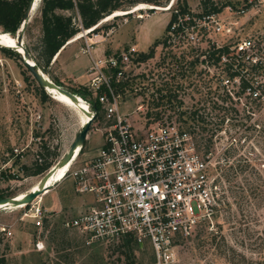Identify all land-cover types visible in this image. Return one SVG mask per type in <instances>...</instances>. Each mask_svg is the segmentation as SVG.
I'll use <instances>...</instances> for the list:
<instances>
[{
  "label": "rangeland",
  "instance_id": "1",
  "mask_svg": "<svg viewBox=\"0 0 264 264\" xmlns=\"http://www.w3.org/2000/svg\"><path fill=\"white\" fill-rule=\"evenodd\" d=\"M203 2L218 8L226 5L244 8L245 14L235 19L238 22L233 27L235 34L246 36L264 30V0H170L168 4L200 12ZM150 6L139 10L130 8L105 17L96 27L110 26L109 29L77 34L67 42L71 44L56 55L58 59L52 60L41 72L64 90L87 89L90 95L83 98L87 102L78 99L92 111L89 102L94 100V94L87 79L90 66L85 68L87 60L91 64V57L83 50L92 45L96 54L104 57L118 56L130 47L138 54L148 52L155 41L164 39L172 10L150 11ZM40 8L38 0L22 34L24 47L31 51L39 46ZM58 13L68 15V12ZM2 47L8 46L0 44ZM178 52L183 53L180 59L168 55V50L160 44L155 46L152 59L126 69L123 81L127 86L118 97L119 111L129 116L135 128L148 126L156 118L178 119L182 112L195 111L199 116L212 119L194 123L200 144L204 137L206 142L212 139L211 143L215 142L218 148L226 147L218 152L210 146L215 165L210 175L221 186L223 202L211 224L200 225L189 237L176 241L174 258L169 264H264V99L261 103L246 100L245 106L234 103L221 108L195 106L196 100L205 102L208 96L203 97L196 91V69L189 63L192 61L189 49L181 48ZM20 64L0 51V199L32 191L43 175L25 176L20 167L34 168L35 163H40L38 159H42L53 163L52 172L82 125L83 111L47 89H43L47 98L42 102L36 94L37 82L29 73L31 78L24 79ZM168 92L175 97L170 102L167 98L160 102V95ZM189 125L187 121L185 127ZM105 126L103 119L93 120L79 159H89L103 145ZM55 154L59 158H55ZM63 178L41 197L40 206L49 214L40 227L33 219L24 217L23 206L0 209V227L11 233L10 236L4 234L0 244L6 264L155 262L148 243L139 246L130 241L124 245L121 240L116 244L97 243L86 247L76 231L66 230L64 223L78 215L80 201L89 202L91 197L76 193L73 181L67 178L61 182ZM37 242L42 243V250L36 249Z\"/></svg>",
  "mask_w": 264,
  "mask_h": 264
},
{
  "label": "built area",
  "instance_id": "2",
  "mask_svg": "<svg viewBox=\"0 0 264 264\" xmlns=\"http://www.w3.org/2000/svg\"><path fill=\"white\" fill-rule=\"evenodd\" d=\"M169 5L165 7L172 9L170 18L174 19L160 45L179 59L183 53L178 50L189 49V63L196 69V91L208 96L205 102L196 100L194 105L221 108L233 103L245 106L246 100L261 103L264 30L246 36L234 33L235 19L244 15L245 9L226 5L219 12L188 8L182 12ZM83 52L91 57L89 89L98 99L106 126L103 145L89 159H79L78 155L62 180L71 179L76 193L94 199L91 207L66 221L64 228L76 231L86 247L116 244L131 237L139 246L150 245L153 264H169L176 241L189 237L200 225L211 224L223 202L221 186L210 175L215 166L210 146L218 152L226 147L218 148L204 137L200 144L194 123L212 119L195 111L182 112L178 119L156 118L148 126L135 128L129 116L119 111V94L111 87L110 71L114 70L116 82H124L126 69L141 64L136 61V49L97 58L92 57V45ZM103 87L106 91L98 94ZM91 113L95 117V111ZM187 121L191 125L185 127ZM41 197L22 207L24 217L33 219L37 227L49 214L40 206ZM0 232L11 235L4 227ZM35 247L42 250L43 245L37 242Z\"/></svg>",
  "mask_w": 264,
  "mask_h": 264
},
{
  "label": "trees",
  "instance_id": "3",
  "mask_svg": "<svg viewBox=\"0 0 264 264\" xmlns=\"http://www.w3.org/2000/svg\"><path fill=\"white\" fill-rule=\"evenodd\" d=\"M169 1L170 0H41V36L39 39V46L36 51H31L27 47L25 48L31 55V59L36 63L37 67L40 70L45 71L54 57L57 54L59 55L65 48L68 41L72 40L82 31L95 27L101 20L115 11L128 10L140 4L165 7ZM29 2L30 0H0L1 33L15 37L21 27L22 18ZM177 8L182 12L186 11L185 6L178 5ZM221 9L222 7L218 8L212 3L203 2L202 11L204 13L219 12ZM58 12H68V15ZM173 19L172 16L168 21L165 27V34L169 30ZM109 28L110 26H103L100 28L97 26L90 33H98L101 29L107 30ZM164 41L165 38L162 41H155L148 52L139 53L137 55L136 61L144 63L151 59L154 56V47ZM0 51H2L7 57L20 61L17 53L13 49L2 47L0 48ZM20 67L22 68L24 79L28 81L31 78L30 75H27L29 71L22 64H20ZM113 73L114 70H111V87L116 94H119L122 89L127 86V83L116 82ZM35 90L37 96H39L41 101L44 102L47 98L44 90L39 86L36 87ZM104 91H106L105 87H103L98 94H101ZM69 92L82 99L86 95H90V92L85 88L69 90ZM158 92H161V90H158ZM174 97L175 95L168 92L165 93V95H160V100L167 98L168 102H170ZM89 103L96 113L93 120H101L103 115L98 99L94 96V100ZM190 119L191 117L188 116V120ZM54 156L55 158H59V155L57 154ZM52 166V162L46 160L42 161L41 159L39 164L35 163L34 168L22 165L20 171L25 176H40L44 175ZM3 235L4 234L0 232V244ZM122 241L124 242V245L130 243V241L134 242L131 237H126L122 239ZM6 262L5 255L1 253L0 250V264H6ZM127 264H131V262L128 261Z\"/></svg>",
  "mask_w": 264,
  "mask_h": 264
},
{
  "label": "water",
  "instance_id": "4",
  "mask_svg": "<svg viewBox=\"0 0 264 264\" xmlns=\"http://www.w3.org/2000/svg\"><path fill=\"white\" fill-rule=\"evenodd\" d=\"M40 2H41V0H40ZM34 3H35V0H30V2L28 3L26 10H25V13H24L23 18H22L21 27L15 35V41H16V45H15L16 51L15 52L17 53L21 64L24 65V67L29 71V74L37 82L39 87H41L42 89H46L48 87L54 88V89L58 90L60 93L69 97L73 102L78 104V96L70 93L67 90L60 88L59 86H57L53 82H51L47 77H45V75L37 67L36 63L31 59V56L29 55L28 51L24 47L23 40H22V34L25 30L26 24L29 22V20L31 18V13L33 10ZM150 10H154V9H150ZM4 48H8V47H4ZM81 110L85 114H87V115L89 114L90 118L88 121H86V123L81 125L78 133L76 134L75 138L73 139V141L69 145L67 151L60 157L58 162L55 164L56 167L70 163L71 160L73 159L75 151L78 148L81 149V147L83 146V144L85 142L86 135H87L89 128L93 122L94 116L92 115L91 111H87L83 108H81ZM50 171H51V168L40 179L39 186H40L41 190H43L45 188L43 183L46 181ZM48 188L51 189V187H48ZM41 193H42V191H39V190L29 191V192L25 193V195L19 201L16 200L14 197L13 198H2V199H0V205L7 203V202L11 203L12 205H19V204L27 205L30 202H32L35 198L40 196Z\"/></svg>",
  "mask_w": 264,
  "mask_h": 264
},
{
  "label": "bare ground",
  "instance_id": "5",
  "mask_svg": "<svg viewBox=\"0 0 264 264\" xmlns=\"http://www.w3.org/2000/svg\"><path fill=\"white\" fill-rule=\"evenodd\" d=\"M37 2H38V0H35V3H34V5H33V10H34V8H35V6H36V4H37ZM173 2V1H172ZM145 6H147V5H145V4H140V5H137V6H135L134 8H133V10H135V9H140V8H144ZM169 6H171V4L169 5ZM150 8L151 9H159V10H163V11H168V9L170 8V7H164V8H161V7H155V6H150ZM33 10H32V12H33ZM119 12L120 11H115L114 13H112V14H119ZM32 14V13H31ZM96 27V26H95ZM95 27H93V28H91V29H89V30H86V31H92ZM73 40V39H72ZM72 40H70V41H72ZM0 44H2V45H4V46H8V47H11V48H13L14 49V51H16L15 49H16V41H15V37H9L8 35H6V34H4V33H1L0 32ZM46 77V76H45ZM47 89V91L49 92V93H51V94H54V95H57L59 98H61V99H63V100H65L67 103H69V104H71V105H73V106H75V107H77V108H79V109H81V108H83V109H85V110H87V111H90V108L86 105V104H84V103H82L79 99H78V104L77 103H75V102H73L69 97H67L66 95H64V94H62V93H60L58 90H56V89H54V88H46ZM82 115V119H81V123H82V125L84 124V123H86V121H88L89 120V118H90V115L88 114H85L84 112H83V114H81ZM80 115V116H81ZM79 153H80V148H78L76 151H75V154H74V156H73V159L71 160V162L70 163H68V164H66V165H62V166H55V168L52 170V172H50L49 174H48V177H47V179H46V181L43 183V185H44V189L43 190H41V188H40V186H39V183L34 187V189L32 190V191H36V190H39V191H42V193L40 194L41 196L42 195H46V194H48L49 193V188L48 187H51V185L52 184H54V183H56V182H59L65 175H66V173H67V171L69 170V168L71 167V165H72V163L77 159V157H78V155H79ZM25 194H21V195H17V196H15L14 198L16 199V200H21L22 199V197L24 196ZM20 206H23V205H21V204H19V205H12L11 203H4V204H1L0 205V209H5L6 207H8V208H18V207H20Z\"/></svg>",
  "mask_w": 264,
  "mask_h": 264
},
{
  "label": "crops",
  "instance_id": "6",
  "mask_svg": "<svg viewBox=\"0 0 264 264\" xmlns=\"http://www.w3.org/2000/svg\"><path fill=\"white\" fill-rule=\"evenodd\" d=\"M69 44H71V43H68L67 45H69ZM66 45V46H67ZM66 46H65V48H66ZM97 52L95 51L94 53H93V55H94V57L95 58H97V57H101V55H98V54H96ZM93 57V56H92ZM58 59V57H54V59L53 60H57ZM90 63V61L89 60H87V64L85 65V68H88L91 64H89ZM90 76V75H89ZM88 75H87V79L88 78H90ZM82 76H78V78H81ZM61 182H63V181H61ZM60 182V183H61ZM57 184H59V183H57ZM56 184V185H57ZM56 185H54V186H56ZM54 186L53 187H51V189L52 188H54ZM50 189V190H51ZM49 190V191H50ZM42 196H44V195H42ZM90 197H91V200L88 202V201H80V208H78L77 209V214L79 215L80 213H82V212H84V211H86L89 207H91L93 204H94V199H93V197L91 196V195H89Z\"/></svg>",
  "mask_w": 264,
  "mask_h": 264
}]
</instances>
